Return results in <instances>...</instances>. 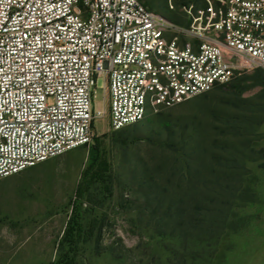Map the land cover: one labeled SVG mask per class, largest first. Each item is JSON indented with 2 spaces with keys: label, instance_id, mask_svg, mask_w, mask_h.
<instances>
[{
  "label": "rangeland",
  "instance_id": "1",
  "mask_svg": "<svg viewBox=\"0 0 264 264\" xmlns=\"http://www.w3.org/2000/svg\"><path fill=\"white\" fill-rule=\"evenodd\" d=\"M141 1L184 22L177 6L184 0L172 11L169 0ZM255 71L215 87L212 97L161 107L122 135L111 129L97 88L95 103L105 112L92 142L0 180V264H169L172 241L153 238L147 227L154 196L167 187L177 197L194 195L180 189L188 186L187 164L204 175L213 153L229 160L226 256L213 245L205 253L177 247L172 264L203 254L210 264H264V79L253 84ZM203 175L193 184L211 180Z\"/></svg>",
  "mask_w": 264,
  "mask_h": 264
},
{
  "label": "built area",
  "instance_id": "2",
  "mask_svg": "<svg viewBox=\"0 0 264 264\" xmlns=\"http://www.w3.org/2000/svg\"><path fill=\"white\" fill-rule=\"evenodd\" d=\"M202 1L0 0V180L92 142L97 88L115 131L264 70V0Z\"/></svg>",
  "mask_w": 264,
  "mask_h": 264
},
{
  "label": "trees",
  "instance_id": "3",
  "mask_svg": "<svg viewBox=\"0 0 264 264\" xmlns=\"http://www.w3.org/2000/svg\"><path fill=\"white\" fill-rule=\"evenodd\" d=\"M191 2L199 3V5L204 4L202 0H184L177 2V6L182 7ZM146 6L148 7V5ZM167 6L169 8V5ZM169 10L172 11L170 8ZM262 77L264 79V70L256 69L255 76L251 80L253 84H258ZM216 93L217 91H210V93L199 95L198 99H206L216 95ZM157 116L161 118L163 115ZM126 131V128L115 130V135H122ZM211 156L213 163L209 164V168L205 171L202 167L204 175H211V180H203L200 184H198L199 181L193 184V179L203 174L192 163L187 164L185 178L188 180V186L186 188L180 187V189L187 191L188 194L194 193V195L177 197L178 194H176L175 189L171 190L168 187L164 190L166 193L161 194L158 192L162 190L161 186L155 182L150 183L154 192L157 191L158 193L153 199L154 209L146 217L147 227L152 228L153 238L163 237L172 241L174 247L168 250V253L172 255L168 258L169 264H172V261L177 258V247H184L187 250L202 249V252L205 253L210 245H213L214 251H216L218 248L220 250L221 245L223 248L224 243L230 240L227 235L221 237L225 228L229 227L227 220L232 205L228 199L230 185L226 178L229 169L226 160L228 162L229 160L218 153H213ZM233 197L235 198V195ZM191 247L192 249H190ZM219 256H226L225 249L220 250L217 257ZM211 259L209 254H203V256L193 258L192 264H210Z\"/></svg>",
  "mask_w": 264,
  "mask_h": 264
}]
</instances>
